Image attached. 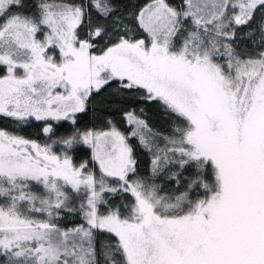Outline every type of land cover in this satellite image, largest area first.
I'll return each mask as SVG.
<instances>
[{"label": "snow or ice", "instance_id": "obj_1", "mask_svg": "<svg viewBox=\"0 0 264 264\" xmlns=\"http://www.w3.org/2000/svg\"><path fill=\"white\" fill-rule=\"evenodd\" d=\"M0 264H264V0H0Z\"/></svg>", "mask_w": 264, "mask_h": 264}]
</instances>
